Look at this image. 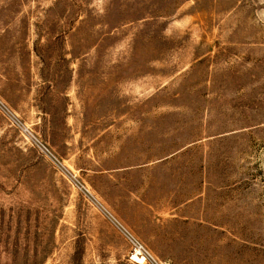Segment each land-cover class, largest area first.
Listing matches in <instances>:
<instances>
[{"label":"rangeland","instance_id":"1","mask_svg":"<svg viewBox=\"0 0 264 264\" xmlns=\"http://www.w3.org/2000/svg\"><path fill=\"white\" fill-rule=\"evenodd\" d=\"M0 264H264V0H0Z\"/></svg>","mask_w":264,"mask_h":264},{"label":"bare ground","instance_id":"2","mask_svg":"<svg viewBox=\"0 0 264 264\" xmlns=\"http://www.w3.org/2000/svg\"><path fill=\"white\" fill-rule=\"evenodd\" d=\"M140 254L139 251H136V254L133 256V258L137 259V260H141L143 262L144 260V256L143 257H138L137 255ZM141 263V262H140Z\"/></svg>","mask_w":264,"mask_h":264},{"label":"built area","instance_id":"3","mask_svg":"<svg viewBox=\"0 0 264 264\" xmlns=\"http://www.w3.org/2000/svg\"><path fill=\"white\" fill-rule=\"evenodd\" d=\"M139 248H142L140 245L138 246Z\"/></svg>","mask_w":264,"mask_h":264}]
</instances>
